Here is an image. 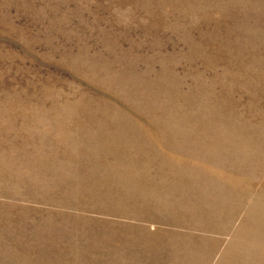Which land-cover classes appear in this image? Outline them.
Wrapping results in <instances>:
<instances>
[{"label": "rangeland", "instance_id": "obj_1", "mask_svg": "<svg viewBox=\"0 0 264 264\" xmlns=\"http://www.w3.org/2000/svg\"><path fill=\"white\" fill-rule=\"evenodd\" d=\"M0 264H264V0H0Z\"/></svg>", "mask_w": 264, "mask_h": 264}, {"label": "bare ground", "instance_id": "obj_2", "mask_svg": "<svg viewBox=\"0 0 264 264\" xmlns=\"http://www.w3.org/2000/svg\"><path fill=\"white\" fill-rule=\"evenodd\" d=\"M119 188V187H118ZM106 192V191H105ZM111 192V191H110ZM121 193V192H120ZM118 194V193H117ZM129 195V194H128ZM182 204V203H181ZM187 208V207H186ZM196 208V207H195ZM191 210V209H190ZM197 213V212H196ZM216 214V213H215ZM202 215V214H201ZM213 215V214H212ZM200 216V215H199ZM216 216V215H215ZM201 217V216H200ZM201 219V218H200ZM208 219H210V218H208ZM213 219V218H212ZM216 219H217V217H216ZM203 220H204V218H203ZM214 220H215V218H214ZM199 221H202V220H199ZM205 222V221H204Z\"/></svg>", "mask_w": 264, "mask_h": 264}]
</instances>
